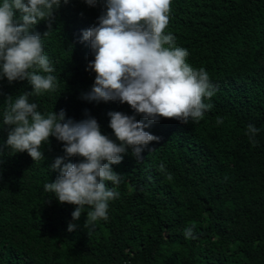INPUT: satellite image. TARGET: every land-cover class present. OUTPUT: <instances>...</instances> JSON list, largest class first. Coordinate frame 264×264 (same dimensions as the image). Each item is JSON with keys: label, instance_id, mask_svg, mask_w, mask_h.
I'll use <instances>...</instances> for the list:
<instances>
[{"label": "trees", "instance_id": "trees-1", "mask_svg": "<svg viewBox=\"0 0 264 264\" xmlns=\"http://www.w3.org/2000/svg\"><path fill=\"white\" fill-rule=\"evenodd\" d=\"M104 11L103 0L97 7L61 0L46 36V21L34 26L58 86L29 102L45 115L64 109L77 122L94 117L102 134L119 143L108 113L134 110L84 99L96 73L81 35ZM168 33L174 47L188 50L186 63L204 68L217 86L204 101L213 107L196 123L163 117L151 123L145 131L159 142H150L142 159L129 149L112 166L122 180L107 184L120 195L109 201L108 219L90 230L86 213L74 221L76 206L44 189L59 175L50 165L65 156L62 142L50 136L41 148L45 159L36 162L5 145L6 98L32 89L26 80L0 79V264H264V0H171ZM249 124L259 129L255 145ZM69 223L77 224L72 232Z\"/></svg>", "mask_w": 264, "mask_h": 264}, {"label": "clouds", "instance_id": "clouds-1", "mask_svg": "<svg viewBox=\"0 0 264 264\" xmlns=\"http://www.w3.org/2000/svg\"><path fill=\"white\" fill-rule=\"evenodd\" d=\"M84 2L98 6V0ZM60 5L61 0H0V79L7 78L10 84L26 80L32 89L15 99L6 98L5 145L14 153L26 151L36 162L45 159L41 148L50 136L62 142L65 156L50 165L59 175L44 189L60 203L76 206L71 214L74 221L86 213L84 227L90 230L98 220L108 219L109 201L120 195L107 184L119 185L122 180L112 166L119 165L129 149L136 159H142L145 147L159 142L160 137L145 131L159 118L185 124L203 119L205 111L213 107L204 101L215 95L217 86L204 68L197 70L187 64L188 50L174 47L175 36L165 34L171 0H103L105 11L98 24L83 30L80 40L89 43L95 57L88 64L96 73L95 81L84 99L127 103L135 114L108 113L109 127L119 143L102 134L94 117L77 122L66 118L64 109L41 114L29 97L58 86L43 37L52 29ZM40 21H46L48 27L43 37L32 31ZM136 115L144 119L137 120ZM216 123L222 124L223 119L217 117ZM258 132L248 125L253 145ZM68 157L82 159L65 163ZM76 228L77 224L69 223V232ZM184 231L186 237L192 236V227Z\"/></svg>", "mask_w": 264, "mask_h": 264}]
</instances>
